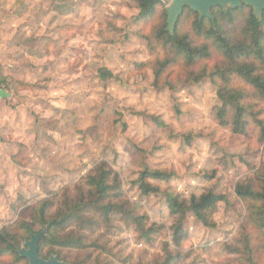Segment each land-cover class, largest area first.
Wrapping results in <instances>:
<instances>
[{
    "label": "clouds",
    "instance_id": "9594fccd",
    "mask_svg": "<svg viewBox=\"0 0 264 264\" xmlns=\"http://www.w3.org/2000/svg\"><path fill=\"white\" fill-rule=\"evenodd\" d=\"M168 26L141 0H0V264L45 229L61 264H264V95L210 26L177 28L207 58Z\"/></svg>",
    "mask_w": 264,
    "mask_h": 264
},
{
    "label": "trees",
    "instance_id": "16d2710c",
    "mask_svg": "<svg viewBox=\"0 0 264 264\" xmlns=\"http://www.w3.org/2000/svg\"><path fill=\"white\" fill-rule=\"evenodd\" d=\"M147 17H153L161 9H164V14L167 17L165 0H141ZM211 15L214 19V26L207 18L199 20V15L189 8H184L182 15L178 18L173 34L169 32V39L167 43H171L173 48L177 51L189 52V44L185 43L188 37L180 39L177 34V28L183 27L188 21H193V28L197 37L205 34L206 27L210 26V36H215L216 39L224 46L225 55L235 66L237 75L247 82L255 85L261 95H264V11L262 12V19L260 22L252 15L250 7L242 6L240 8H227L223 11L220 7L211 9ZM192 57L203 55L205 58L209 55L207 49L203 53L189 52ZM255 57L259 61L256 63H238L241 60L247 61L250 57ZM35 227V226H33ZM44 231V230H43ZM157 234H158V230ZM42 232V231H40ZM40 232H29V241L32 235ZM153 230L144 233V237L151 241L150 236ZM47 229H45V236L38 243L39 256L48 260L51 256H57L60 260V254L52 255V250L49 249L47 243ZM187 238V232L177 230L174 236V242L179 246V243ZM24 242V243H25ZM61 247H78V245H62ZM19 254V253H18ZM3 255V252H0ZM20 259H26L20 256ZM182 255L177 252L173 255L171 252L167 253L163 264H172L175 260L181 258ZM27 260V259H26ZM28 261V260H27ZM61 261V260H60ZM159 264V262H158Z\"/></svg>",
    "mask_w": 264,
    "mask_h": 264
},
{
    "label": "water",
    "instance_id": "95a60500",
    "mask_svg": "<svg viewBox=\"0 0 264 264\" xmlns=\"http://www.w3.org/2000/svg\"><path fill=\"white\" fill-rule=\"evenodd\" d=\"M242 6L250 7L252 9V15L258 22L261 21L262 12L264 11V0H172L171 7H168L166 10L169 25L168 32L171 35L173 34L175 24L186 7L197 13L199 20L207 18L214 26L211 9L220 7L223 11H226L227 8L235 9ZM0 96H4V93L0 92ZM44 236L45 230L36 235H32L30 240L24 243V248L20 249V256L26 258L28 264H61L57 256H51L48 260L39 256L38 243Z\"/></svg>",
    "mask_w": 264,
    "mask_h": 264
},
{
    "label": "rangeland",
    "instance_id": "374dc122",
    "mask_svg": "<svg viewBox=\"0 0 264 264\" xmlns=\"http://www.w3.org/2000/svg\"><path fill=\"white\" fill-rule=\"evenodd\" d=\"M171 1L172 0H165V7H166V10H167V5L170 3L171 4ZM149 244H152V243H154V241L151 239V241L150 242H148ZM205 251H208L209 249H208V247L206 246L205 247V249H204ZM187 259V256H182L181 258H179L178 260H175V262H173L172 264H183V262L185 261Z\"/></svg>",
    "mask_w": 264,
    "mask_h": 264
}]
</instances>
